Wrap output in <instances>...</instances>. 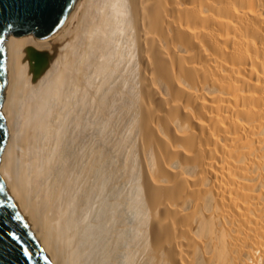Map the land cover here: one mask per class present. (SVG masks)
<instances>
[{
    "label": "bare ground",
    "instance_id": "6f19581e",
    "mask_svg": "<svg viewBox=\"0 0 264 264\" xmlns=\"http://www.w3.org/2000/svg\"><path fill=\"white\" fill-rule=\"evenodd\" d=\"M6 49L0 173L54 264H264V0H76Z\"/></svg>",
    "mask_w": 264,
    "mask_h": 264
},
{
    "label": "water",
    "instance_id": "95a60500",
    "mask_svg": "<svg viewBox=\"0 0 264 264\" xmlns=\"http://www.w3.org/2000/svg\"><path fill=\"white\" fill-rule=\"evenodd\" d=\"M76 0H0V160L9 139L3 114L7 79L6 38L33 33L46 37L71 12ZM0 264H54L31 224L18 209L0 173Z\"/></svg>",
    "mask_w": 264,
    "mask_h": 264
},
{
    "label": "rangeland",
    "instance_id": "374dc122",
    "mask_svg": "<svg viewBox=\"0 0 264 264\" xmlns=\"http://www.w3.org/2000/svg\"><path fill=\"white\" fill-rule=\"evenodd\" d=\"M115 123H116V122H113V124L111 123L110 125H111V126L113 125V127H115V125L118 124V123H116V124H115ZM114 124H115V125H114ZM121 124H122V123H121ZM111 126H110V127H111ZM120 126H122L123 128H122V127L119 128V124H118V127H117V128H113L114 133H115V130H117L118 128H119L118 130H122V129H124V125H123V124L120 125ZM110 127H109V128H110ZM111 129H112V127H111ZM111 129H110V130L108 129L109 132H106V134H107V133L112 134V133H113V130H111ZM125 129H126V128H125ZM125 129H124V132H123V130H122L123 133H122L121 131H118V130H117V132H119L118 134L120 135V136H119L118 134L115 133L117 136H119L118 139H120V137H121L123 134H125V135L123 136V138L128 134V130L126 129V131H127V133H126V132H125ZM110 132H111V133H110ZM114 133H113V135H115ZM120 133H122V134H120ZM109 134H107V136H109V138H111V135H109ZM113 135H112V136H113ZM116 135L114 136V138L117 137ZM126 137H127V136H126ZM112 138H113V137H112ZM121 138H122V137H121ZM116 139H117V138H116ZM116 139H109V142L111 141L110 143L112 144L113 142H116ZM112 140H115V141H112ZM122 140H124V141H123V143H124L125 140H126V138H124V139H122ZM122 140H121V139L118 140V142H116L117 144L114 143V145H115V144H116V145H119L118 143L123 144V143H122ZM119 141H120V142H119ZM122 146H123V145H122Z\"/></svg>",
    "mask_w": 264,
    "mask_h": 264
}]
</instances>
